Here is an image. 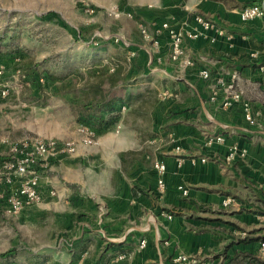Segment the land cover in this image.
Wrapping results in <instances>:
<instances>
[{
    "label": "crops",
    "instance_id": "crops-1",
    "mask_svg": "<svg viewBox=\"0 0 264 264\" xmlns=\"http://www.w3.org/2000/svg\"><path fill=\"white\" fill-rule=\"evenodd\" d=\"M252 4L264 11V0H164L136 11L139 22L167 21L183 32L196 28L202 34L184 39V55L178 61L169 58L163 36L158 47L147 50L151 70L163 71L184 85L150 92L159 102L148 110L145 141L122 115L110 120L116 133L100 135L95 158L79 164L82 150L58 158L64 180L81 184L89 176L100 184L58 217L72 226L76 215L83 216L87 228H79L83 222L77 221V238L87 244L93 232L100 233L111 242L104 251H112V264L119 255H124L119 264H182L172 260L180 253L195 256V264H264L258 255L264 241V197L258 189L264 182V16L242 21L239 15ZM197 16L212 27L202 29L194 21ZM184 57L191 58V66L183 67ZM202 69L209 70L206 80L199 76ZM233 74L235 91L255 112L252 124L245 122L241 102L223 106V86L216 100L209 101L214 81L229 83ZM217 134L224 142L208 143ZM146 143L148 153L141 151ZM233 145L245 149L246 155L227 163ZM128 152L135 154L125 169ZM155 161L165 166L163 194L157 190ZM179 187L187 189L186 196ZM227 198L233 199L228 209ZM228 223L262 239L230 245L241 232ZM142 240L145 247L139 249Z\"/></svg>",
    "mask_w": 264,
    "mask_h": 264
},
{
    "label": "rangeland",
    "instance_id": "rangeland-1",
    "mask_svg": "<svg viewBox=\"0 0 264 264\" xmlns=\"http://www.w3.org/2000/svg\"><path fill=\"white\" fill-rule=\"evenodd\" d=\"M163 3L0 0V253L17 250L14 257L0 259V264H112V251H104L111 242L104 241L100 233L93 232L87 244L77 238L76 222H83V216L75 214L72 226L68 219L58 217L68 212L72 202L84 201L92 188L100 189L95 177H83L81 184L70 182L62 177L58 158L43 161L35 174L42 189L55 190L56 197L12 215L7 212L6 199L22 178L8 171L4 163L13 159L15 148L35 138L71 142L74 152L62 158L82 150L79 164L90 156L95 158L100 153V135L117 132L110 126L114 116L84 121L93 113L86 105L103 98L130 95L128 104L119 105L121 113L114 119L124 115L140 132L141 140H146L147 113L157 101L150 92L184 85L146 65L147 50L153 45L143 38L136 11ZM84 128L98 132L93 131L95 144L83 143ZM141 151L148 153L147 143ZM132 154H126L125 169L132 165ZM79 228L87 226L83 222Z\"/></svg>",
    "mask_w": 264,
    "mask_h": 264
},
{
    "label": "built area",
    "instance_id": "built-area-1",
    "mask_svg": "<svg viewBox=\"0 0 264 264\" xmlns=\"http://www.w3.org/2000/svg\"><path fill=\"white\" fill-rule=\"evenodd\" d=\"M130 14V12H127ZM240 18L242 21L253 20L255 18H261L264 16V11L258 5H248L243 7L240 10ZM130 16V15H128ZM194 21L197 24H200L202 29L207 30L212 27V25L203 20V18L197 16L194 17ZM138 28L145 39L152 40L153 47H157L158 38L165 36L169 42V58L172 61H178L184 55L183 41L185 38L194 40L197 37L201 36L202 32L194 28L190 31L183 32L182 29H176L172 27L167 21H152L149 24H144L138 22ZM152 32V35L150 34ZM184 68H187L192 65V60L189 57H184L182 61ZM264 72V67L262 68ZM199 76L201 79L206 80L209 78L210 73L208 69H202L199 71ZM235 74L230 76L229 83H224L221 78L214 81L211 86L209 101H215L218 97L220 87L223 86L226 93V100L223 103L224 107L231 106L232 103L241 102L242 111L244 120L248 124L253 123L254 111L250 103L242 101L239 92L235 91L233 82L235 80ZM87 130V136L83 139V143L87 145H93L96 142V137L94 132L90 129L84 128ZM244 132H248V128L242 129ZM216 141L218 143L224 142V136L222 134H217L208 140V143L211 141ZM74 145L71 142H57L52 139H41L35 138L24 142L15 148V156L9 162L4 163V167L11 171L16 176L22 178L17 189L11 191L6 199L7 212L12 215L18 214L23 209L40 204L45 201L47 198L56 197L55 190H45L42 189L38 181V176L35 174L36 168H38L39 163L46 161L48 159H56L69 155L74 152ZM246 155V150L243 148H238L236 145H233L229 148V152L225 157L227 163H231L234 160H242ZM204 159H202L203 161ZM154 167L158 173L157 180V190L159 194H163L165 190V182L162 178V175L165 171V166L159 162H154ZM258 189L261 195L264 197V182H261L258 186ZM183 196H186L188 191L185 188L179 187ZM233 199L227 198L225 200V205L232 204ZM164 217H169L168 214L161 213ZM145 247V241L142 240L138 244V248L142 249ZM259 257H264V241H261L258 249ZM124 255L117 256L116 260L123 259ZM173 262L182 263V264H195L197 258L195 256H188L185 254H178L174 257Z\"/></svg>",
    "mask_w": 264,
    "mask_h": 264
},
{
    "label": "trees",
    "instance_id": "trees-1",
    "mask_svg": "<svg viewBox=\"0 0 264 264\" xmlns=\"http://www.w3.org/2000/svg\"><path fill=\"white\" fill-rule=\"evenodd\" d=\"M252 5H255V4H252ZM129 100H130V95H128L126 98H116V99H111V100H106L105 98H103L99 101H96L93 105L88 104V105H86V107L92 108L93 113L86 115V120H84V121H87V122L96 121V120L100 119V117H103V116H110V117L114 116L115 117V115L118 113V111L120 109L119 105L120 104L121 105L128 104ZM93 131L96 134H98L97 131H95V130H93ZM228 224L234 226L241 233H244V236H240V237H237L235 240H232L230 242V245L236 244V243H244L245 244V243H250V242L262 239L260 237L249 236V234L251 232L245 231V230L239 228L238 226H236L235 224H232V223H228ZM225 247H228V246H225ZM16 252H17V250L15 248H12V249H9L5 252H2V253H0V259L7 260L11 257H14ZM37 258H38V256H37Z\"/></svg>",
    "mask_w": 264,
    "mask_h": 264
}]
</instances>
